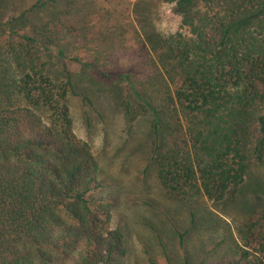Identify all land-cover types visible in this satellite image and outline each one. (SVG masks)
<instances>
[{"label": "trees", "instance_id": "trees-1", "mask_svg": "<svg viewBox=\"0 0 264 264\" xmlns=\"http://www.w3.org/2000/svg\"><path fill=\"white\" fill-rule=\"evenodd\" d=\"M163 1L191 38L178 34L159 56L168 80L159 106L131 73L67 56L55 44L58 24L18 29L20 15L0 14V264H112L125 252L108 205L95 197L106 185L98 161L73 132L67 96L79 94L69 64L128 82L121 105L130 120L132 100L150 111V160L167 199H233L249 165L264 168V0ZM52 53L60 80L48 70ZM174 228L184 251L186 230ZM236 232L233 263L264 264V209Z\"/></svg>", "mask_w": 264, "mask_h": 264}, {"label": "rangeland", "instance_id": "rangeland-1", "mask_svg": "<svg viewBox=\"0 0 264 264\" xmlns=\"http://www.w3.org/2000/svg\"><path fill=\"white\" fill-rule=\"evenodd\" d=\"M0 9L4 21L20 15L18 29L58 24L55 44L67 56L85 64L91 58L107 74L131 73L133 86L158 106L161 87L168 84L159 56L175 46L178 34L191 38L174 4L163 0H0ZM55 55H49L48 70L60 80ZM68 68L79 94L67 96L73 132L98 161L106 185L95 197L110 209L109 227L123 233L125 252L112 264H170L167 258L171 264H234L236 226L251 211L264 209V168L252 162L233 199H167L150 160V111L132 100L130 120L121 105L128 82L100 79L89 66ZM173 226L186 230L184 251Z\"/></svg>", "mask_w": 264, "mask_h": 264}]
</instances>
